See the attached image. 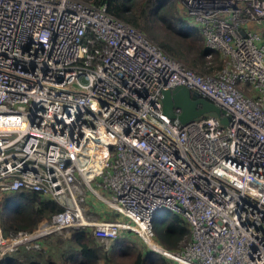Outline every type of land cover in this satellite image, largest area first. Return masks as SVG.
<instances>
[{"label": "built area", "instance_id": "1", "mask_svg": "<svg viewBox=\"0 0 264 264\" xmlns=\"http://www.w3.org/2000/svg\"><path fill=\"white\" fill-rule=\"evenodd\" d=\"M176 2L210 72L103 4L0 0V202L31 190L63 208L32 231L0 226V259L88 228L106 246L137 237L173 264H264V0ZM176 86L213 102L227 124L163 113L162 91ZM87 193L123 219L84 217ZM159 210L188 224L176 252L155 240Z\"/></svg>", "mask_w": 264, "mask_h": 264}, {"label": "trees", "instance_id": "2", "mask_svg": "<svg viewBox=\"0 0 264 264\" xmlns=\"http://www.w3.org/2000/svg\"><path fill=\"white\" fill-rule=\"evenodd\" d=\"M86 1L105 5L110 14L140 30L169 56L196 72L206 73L214 68L212 64L206 65V50L198 28L181 16L176 0ZM214 63L220 65L218 56L214 57ZM0 208V226L7 236L32 231L41 220H50L52 215L63 211L55 201L31 190L6 195ZM153 232L155 240L172 252L177 251L190 233L187 222L171 211H162L154 218ZM47 237L53 242H47L46 248H19L2 257L0 264H55L52 257L57 253L60 264H99L101 260L104 264L118 261L124 264H173L141 245H133L126 236L116 240L104 255L88 228L73 230L66 242L53 234Z\"/></svg>", "mask_w": 264, "mask_h": 264}, {"label": "water", "instance_id": "3", "mask_svg": "<svg viewBox=\"0 0 264 264\" xmlns=\"http://www.w3.org/2000/svg\"><path fill=\"white\" fill-rule=\"evenodd\" d=\"M161 104L162 112L172 119H177L181 124H187L202 117L216 118L224 125L228 122L227 117L222 116L218 106L200 96L197 91H190L185 86L163 90ZM175 108H180L181 112L176 114Z\"/></svg>", "mask_w": 264, "mask_h": 264}, {"label": "rangeland", "instance_id": "4", "mask_svg": "<svg viewBox=\"0 0 264 264\" xmlns=\"http://www.w3.org/2000/svg\"><path fill=\"white\" fill-rule=\"evenodd\" d=\"M178 9H179V13L181 14V16L185 17V14H183L184 10H183L182 6L179 3H178ZM258 29L261 32H263V35H264V28L263 27H258ZM82 207H83V215H84V217L90 218V219H92V220H94L96 222L105 221V220H108V219H115L117 221L123 219V217L121 215H119L118 213L112 211L109 207H107L104 204H102L98 199H96L90 193H87V200H86L85 204ZM162 211L163 210L157 211L156 214H155V217L157 218ZM73 230H75V229L67 228V229H63L61 232L54 233L53 235H54V237H58L62 241L66 242L68 240V237L71 236ZM92 238L94 239L96 245L101 249V252H102L103 255L106 252L108 253V251L111 249V246L113 244H115L114 242H111L110 244H108V246H106L105 243H101L100 241H97L93 236H92ZM126 238H127V240H132L133 245H135V243H136L138 246L141 245L145 249V247L142 245V243L138 240L137 237L129 236V237H126ZM44 242H45V245L43 247L46 248V246H47L46 243L47 242L48 243H52L53 240H51V239H49L47 237V238L44 239ZM52 260L55 262V264H60L59 253H57L56 256H53ZM103 262L104 261L101 260L99 264H104ZM108 264H124V263H120L118 261L116 263L108 262Z\"/></svg>", "mask_w": 264, "mask_h": 264}, {"label": "crops", "instance_id": "5", "mask_svg": "<svg viewBox=\"0 0 264 264\" xmlns=\"http://www.w3.org/2000/svg\"><path fill=\"white\" fill-rule=\"evenodd\" d=\"M45 245V242H44V240L42 241V246H44Z\"/></svg>", "mask_w": 264, "mask_h": 264}]
</instances>
